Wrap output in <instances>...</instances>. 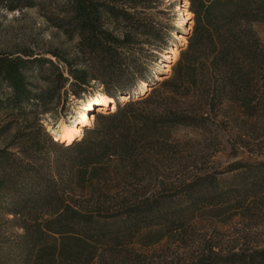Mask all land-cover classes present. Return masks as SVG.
Returning a JSON list of instances; mask_svg holds the SVG:
<instances>
[{"label": "trees", "instance_id": "trees-1", "mask_svg": "<svg viewBox=\"0 0 264 264\" xmlns=\"http://www.w3.org/2000/svg\"><path fill=\"white\" fill-rule=\"evenodd\" d=\"M117 4L118 0H0V8L9 12L37 9L58 32L77 40L73 54L59 48L41 55L30 49L0 54V91L4 85L11 90L5 97L0 94V112L7 111L15 123L22 120L13 140L0 148V192L9 195L12 216L6 222L17 229L10 238L0 236V264H202L193 258L167 261L161 257L145 262L143 254H99L97 244L116 247L119 240L128 239L129 227L114 225L90 202L67 201L65 194L87 190V178L101 177L104 164L112 159L134 164V169L153 159L167 142L164 134L176 126H201L198 120L208 118L216 103L228 104L246 119H254L264 105L259 92L264 82V44L253 29L264 23V0H191L193 32L172 77L163 83L141 73L142 66L131 49L139 25L131 9ZM107 18L123 21L129 31L118 37L106 26ZM146 25L148 34L157 38L152 23ZM152 54L149 50L148 56ZM44 65L53 73L43 77L50 88L45 95H37L29 74ZM93 82L100 83L101 92L114 99L116 110L98 114L96 126L83 139L60 143L49 137V145L75 152L70 167L79 168L80 180L47 179L50 167L41 156L44 130L37 111L27 112L24 105L40 100L46 107L53 93L67 85L78 96ZM145 83L144 91L154 83L166 91L155 90L148 100L136 101L135 94L146 93L140 91ZM122 95H129V101L121 103ZM89 97L84 102L89 103ZM11 124L0 128V138ZM261 178L264 182V174ZM150 209L131 208L126 214L128 218L142 212L152 216ZM161 240L149 236L143 246ZM240 255L236 252L231 258ZM241 260L238 264H264V246Z\"/></svg>", "mask_w": 264, "mask_h": 264}, {"label": "rangeland", "instance_id": "rangeland-1", "mask_svg": "<svg viewBox=\"0 0 264 264\" xmlns=\"http://www.w3.org/2000/svg\"><path fill=\"white\" fill-rule=\"evenodd\" d=\"M117 6L131 9L139 25L133 32L131 49L137 54L139 60L136 63L142 66L141 73L159 83L169 80L195 26L191 0H118ZM147 21L152 23L157 38L148 34ZM106 23L120 38L129 31L121 20L114 22L107 18ZM253 29L264 44V23L255 24ZM76 45V39L69 40L58 32L37 9L9 12L0 8V54L30 49L41 55L51 48L73 54ZM149 50L153 53L151 56H148ZM50 75L53 73L47 65L42 69L33 68L29 79L35 94L49 92L50 84L43 77ZM146 89L144 95L135 94L134 99L148 100L155 90L166 91L155 83ZM101 90V84L93 82L86 92L75 96L74 90L67 85L53 93L54 98L45 103L46 107L40 100L24 105L27 112L37 111L44 130L41 156L50 167L46 171L47 179L71 180L73 183L80 180L79 168L70 167L75 152H64L51 146L48 139L55 136L58 142L66 143L76 138L60 136L63 133L60 126H70L74 116L83 111V102ZM259 92L263 98L264 82L260 84ZM0 94L5 97L11 90L4 85ZM122 96L125 98L120 100L121 103L129 101V96ZM228 106L216 103L208 118L198 120L199 127L172 128L169 134H164L167 142L155 157L136 162H141L138 168L112 159L104 164L101 177L87 178V190L65 194L67 201L90 202L100 207L102 214L114 225L129 227L128 239L119 240L116 247L115 244H97L99 254H143L145 258L141 260L145 262L165 257L167 261L193 258L202 264H224L226 261L238 264L243 262V257H249L255 249L264 246V182L261 178L264 174V105L259 107L252 120ZM90 113L92 121L84 124L90 125L81 128L80 135H76L79 138H84L87 130L96 126L100 113ZM14 119L7 111L0 112V128L12 123L11 129L0 138V148L13 140L22 127V120L15 123ZM66 128L64 131L68 130ZM44 135H48L47 138ZM242 145L245 147L241 148ZM237 164H241L239 169L235 167ZM59 165L65 168L59 170ZM8 196L0 192V236L4 238L17 232L6 222L12 220ZM131 208L147 209L144 211L151 208L154 214L148 216L142 212L128 218L126 213ZM5 223L7 228L3 231ZM149 236L154 239L159 236L162 240L157 245L144 247ZM236 252L241 255L231 258Z\"/></svg>", "mask_w": 264, "mask_h": 264}, {"label": "bare ground", "instance_id": "bare-ground-1", "mask_svg": "<svg viewBox=\"0 0 264 264\" xmlns=\"http://www.w3.org/2000/svg\"><path fill=\"white\" fill-rule=\"evenodd\" d=\"M183 14H186V13H183ZM186 16H189V15L186 14ZM161 64H163V63H161ZM159 70H160V68H159ZM159 70H157V71H159ZM146 86H147V83H145L142 86V89L140 90L141 93H143L144 88ZM89 98H90L89 101H88L89 103L84 102L82 104V106H81L83 108L82 109L83 111L79 112L77 114V116L75 115L74 116V120H73L74 122H71L70 126H67L68 130H65L64 131V129L66 128L65 125H61L60 126L59 129H61V131L63 132V133L60 134V136H63L65 138H70V137H76V138L78 137L79 138V136H76V135L79 134V132L81 131V128L82 127L83 128H86L87 126L90 125L89 123L87 125H84V124L86 122H90L91 123V121H92L91 118H90L92 114L90 112L104 113L106 111H113L114 112L116 110V103H115L114 99H112L111 97H108V96L104 95L102 92H95ZM123 100H124V98H123ZM81 115H82V118L79 119L78 117H81ZM94 117H95V115H94ZM55 132L56 133H59L57 131H55ZM52 136H54V135H52ZM54 138H55V136H54ZM76 138H73V140H75Z\"/></svg>", "mask_w": 264, "mask_h": 264}, {"label": "water", "instance_id": "water-1", "mask_svg": "<svg viewBox=\"0 0 264 264\" xmlns=\"http://www.w3.org/2000/svg\"><path fill=\"white\" fill-rule=\"evenodd\" d=\"M127 96H129V95H127Z\"/></svg>", "mask_w": 264, "mask_h": 264}]
</instances>
